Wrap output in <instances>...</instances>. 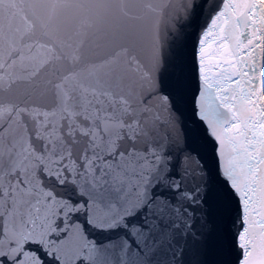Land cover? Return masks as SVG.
<instances>
[{
    "label": "snow or ice",
    "instance_id": "6c2138e0",
    "mask_svg": "<svg viewBox=\"0 0 264 264\" xmlns=\"http://www.w3.org/2000/svg\"><path fill=\"white\" fill-rule=\"evenodd\" d=\"M0 264H264V0H0Z\"/></svg>",
    "mask_w": 264,
    "mask_h": 264
},
{
    "label": "water",
    "instance_id": "95a60500",
    "mask_svg": "<svg viewBox=\"0 0 264 264\" xmlns=\"http://www.w3.org/2000/svg\"><path fill=\"white\" fill-rule=\"evenodd\" d=\"M189 32H191V30H189ZM191 45H192V37L189 36V38L184 42V44L177 49L176 59L173 65L170 66L167 70L169 74L176 72L178 70V66L180 65V63L188 57V55L190 54ZM223 242L225 244H227L228 242V237L226 234L224 235Z\"/></svg>",
    "mask_w": 264,
    "mask_h": 264
}]
</instances>
